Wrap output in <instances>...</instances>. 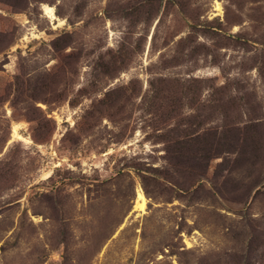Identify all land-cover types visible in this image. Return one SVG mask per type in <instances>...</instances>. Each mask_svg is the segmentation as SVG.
I'll return each instance as SVG.
<instances>
[{"label": "rangeland", "instance_id": "1", "mask_svg": "<svg viewBox=\"0 0 264 264\" xmlns=\"http://www.w3.org/2000/svg\"><path fill=\"white\" fill-rule=\"evenodd\" d=\"M0 264H264V0H0Z\"/></svg>", "mask_w": 264, "mask_h": 264}, {"label": "bare ground", "instance_id": "2", "mask_svg": "<svg viewBox=\"0 0 264 264\" xmlns=\"http://www.w3.org/2000/svg\"><path fill=\"white\" fill-rule=\"evenodd\" d=\"M43 11H44L45 15L47 16V18H49L52 22L59 21L54 7L44 5ZM216 11H218V12L222 11V7H221V4L219 2H216ZM59 22H60V25L63 24L61 21H59ZM14 135L18 138H21L20 135L17 133L16 127L14 129ZM147 201L148 200H147V197H146L144 191L142 189H138L136 206H135L136 210L140 213H145L146 207H147Z\"/></svg>", "mask_w": 264, "mask_h": 264}]
</instances>
